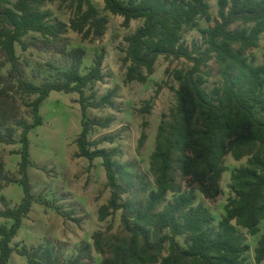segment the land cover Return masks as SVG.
<instances>
[{"label":"trees","instance_id":"16d2710c","mask_svg":"<svg viewBox=\"0 0 264 264\" xmlns=\"http://www.w3.org/2000/svg\"><path fill=\"white\" fill-rule=\"evenodd\" d=\"M55 1L0 0V52L4 65H11L7 75L0 74V143H21L17 150L21 154L20 177L6 170L0 155V191L12 182H20L25 193L16 207L0 195V217L13 219L10 226L0 224V264H8L13 250L26 255L29 264H65L58 246L12 245L33 202L28 175L32 164L29 133L42 124L40 107L53 90L81 95L83 129L77 138L76 156L91 161L102 157L110 189L108 201L99 207L100 219L121 211L126 236H105L103 231L93 236L95 247L101 253L109 252L101 264H249L246 253L250 246L237 225L255 235L264 220V62L256 63L248 55V50L259 46L264 34V0H218V19L208 26H203L201 19L214 20L211 0H104L105 9L123 16L124 26L142 20L125 37L127 81L146 82L160 56L185 61L170 71L178 83L171 86L176 105L161 120L150 156L155 188L138 199L126 193L136 184V176L146 186L145 176L135 172L132 162L116 158L117 150L99 147L97 141L89 139L92 126H107L113 117L89 118L88 107H116V89L100 98L94 90L86 93L88 85L104 79L105 54L98 53L93 66L84 73L86 49L67 50L64 36L70 27L84 39L101 38L109 19L93 0H61L73 9V17L70 24L54 20L44 6ZM192 29L200 32L203 41L189 46L186 34ZM32 32L40 33L44 43L55 44L71 59L68 68L53 66L57 70L54 79L36 83L26 78L17 44L26 49L24 37ZM212 60L218 65L222 81L208 89L210 71L206 67ZM33 94L36 97L29 103V121L19 117L18 96ZM155 98L156 94L145 101L144 112H151ZM146 138L143 131L139 147ZM228 155L248 160L231 172L235 194L229 196L226 212L215 224L212 210L196 201L198 191L211 201L223 195ZM170 191L177 192L172 200H168ZM179 236H183L184 243ZM88 249L84 246L70 264H90L84 260ZM255 260L258 264L264 261V233L255 249Z\"/></svg>","mask_w":264,"mask_h":264},{"label":"rangeland","instance_id":"374dc122","mask_svg":"<svg viewBox=\"0 0 264 264\" xmlns=\"http://www.w3.org/2000/svg\"><path fill=\"white\" fill-rule=\"evenodd\" d=\"M100 13L109 19L108 28L101 38L84 39L80 33L68 28L64 36L68 40L67 50L73 47H83L86 55L82 72H87L94 64L96 55L104 52L103 63L104 79L96 81L86 87L89 95L93 90L97 98L116 89L114 100L116 107H88L87 116L105 120L113 117L107 126L94 125L91 127L89 139L97 141L99 147L115 149V155L121 161L132 162L137 174L145 176L143 186L136 176V184L126 196L142 198L149 190L155 188L154 175L151 171L150 156L156 145L158 127L166 114H169L176 105V94L171 86H177L170 71L185 64L184 60H171L160 56L154 73L146 82L127 81L125 63V49L127 41L125 37L134 32L142 20H132L129 26H124V18L105 9L104 0H93ZM53 14L54 20L65 21L70 24L73 17V9L61 0L47 2L44 6ZM218 0H211L212 21L201 19L203 26L214 24L218 19ZM236 27V26H234ZM42 35L37 32L29 33L24 37L27 43L26 49L18 43L17 54L25 67V75L28 80L41 83L46 79H54L57 70L68 68L71 59L67 54L61 53L55 44H47L42 40ZM203 37L197 29H192L186 34V43L191 46L200 44ZM248 55L254 57L256 63L264 62V34L261 36L259 46L248 50ZM4 57L0 52V74L7 75L10 63L4 65ZM210 71L207 88L211 89L222 81L217 63L212 60L206 67ZM161 85L159 92L157 89ZM154 99L151 112L142 110L145 101ZM36 95L18 96L19 117L32 120L30 101ZM80 93L53 90L42 102L40 115L42 124L34 127L29 133L30 155L32 164L28 168V175L32 185L33 202L31 210L22 219L18 234L13 239L14 247H32L39 244H52L60 250V260L70 264L81 249L88 245V255L84 258L90 264H101L109 254L101 253L94 243V234L103 231L105 236H126L121 224V211H118L105 220L99 217V207L106 203L110 197V189L107 187L106 170L103 158L96 157L90 160L87 157L76 156L78 152L77 138L83 129L84 111L80 102ZM9 124H13L10 120ZM147 133L144 144L139 147L142 132ZM17 131L16 137L20 135ZM111 137L112 139H110ZM21 143H0V155L5 160L6 170L16 177L19 174V162L21 154L17 152ZM248 157L240 160L232 155L226 157L228 169L223 174L222 186L224 189L216 201L206 199L198 191L197 203L202 202L214 213L215 224L225 214V205L229 196L235 192L231 188V172L247 163ZM182 181L178 174V183ZM177 192L170 191L168 200H172ZM0 195L6 196L8 203L16 207L21 204L24 187L20 182H12L5 186ZM4 207V204L1 203ZM13 219L0 217V224L10 226ZM239 232L246 237L250 248L246 255L249 264H258L255 260V249L264 233V220L260 224V231L252 235L247 228L237 225ZM184 243L183 236L178 237ZM167 253V250L165 254ZM8 264H29L26 255L13 250ZM160 264V263H156ZM259 264H264L262 261Z\"/></svg>","mask_w":264,"mask_h":264}]
</instances>
